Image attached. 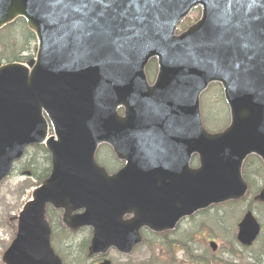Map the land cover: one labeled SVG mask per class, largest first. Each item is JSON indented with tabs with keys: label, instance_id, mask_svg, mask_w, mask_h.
<instances>
[{
	"label": "water",
	"instance_id": "1",
	"mask_svg": "<svg viewBox=\"0 0 264 264\" xmlns=\"http://www.w3.org/2000/svg\"><path fill=\"white\" fill-rule=\"evenodd\" d=\"M195 7L200 18L177 34ZM18 18L38 48L26 65L0 66V186L31 145H45L51 172L20 212L3 264H62L50 245L47 205L64 211L71 231L92 230L90 256L129 255L141 229L163 233L245 196V158L264 163V0H124L107 8L0 0V30ZM212 83L230 116L215 134L203 128L199 105ZM101 144L124 162L115 175L95 162ZM192 155L197 170L188 167ZM255 200L264 202V188ZM259 232L248 212L237 240L250 246Z\"/></svg>",
	"mask_w": 264,
	"mask_h": 264
},
{
	"label": "rangeland",
	"instance_id": "2",
	"mask_svg": "<svg viewBox=\"0 0 264 264\" xmlns=\"http://www.w3.org/2000/svg\"><path fill=\"white\" fill-rule=\"evenodd\" d=\"M197 17L198 15L193 13L190 15V21H194ZM19 28L16 26L11 28L10 35H8L11 43H7L5 51L3 50L9 59H4L3 56L2 63L6 60L13 61L14 59H21L22 57H26L27 60L35 57L36 41L33 37L26 42L21 40ZM18 61L22 62V60ZM148 75H154L153 69H150ZM150 80L152 81L153 78L151 77ZM222 102L221 92L218 87L212 88L201 98L202 115L206 128L210 131H218L227 125L228 117ZM32 156L35 158V169L37 172L43 168H47L46 162L42 160L44 157L42 154H37L34 150L28 151L26 160ZM101 157L102 155L99 156V158ZM21 163H18L15 167V172L5 180L0 190V264H2L1 259L4 252L15 237L16 221L10 224L9 220L19 215L23 206L31 197L32 188L24 189L30 180L24 175H17L18 170H21L23 167L24 161ZM30 182L33 185L36 184L35 181ZM247 205L232 204L220 206L211 209L207 213L205 212L196 216L194 220L195 233L190 242H183L184 238L179 237L178 241L182 244L178 243L173 247L164 245L160 247L155 241L151 240V244L146 243L141 245L130 256L126 257L112 251L108 255V259L112 264H252V260L250 261L248 257V252L250 251L251 254L255 255L259 254L264 241V206H253L254 214L262 227V236L258 243L246 250L239 246L235 237L237 225L243 217ZM203 226L204 228L201 231L200 229ZM202 234L216 238L221 250L216 257H212L210 253H207L210 261H212L210 263L206 262V245ZM85 238L86 233L84 236L82 235V237L78 238L76 242L77 248H82ZM182 245H186V249L191 250V253L181 250L184 249ZM218 258L219 260H214ZM260 263L264 264L263 257Z\"/></svg>",
	"mask_w": 264,
	"mask_h": 264
},
{
	"label": "flooded vegetation",
	"instance_id": "3",
	"mask_svg": "<svg viewBox=\"0 0 264 264\" xmlns=\"http://www.w3.org/2000/svg\"><path fill=\"white\" fill-rule=\"evenodd\" d=\"M193 12L200 13L199 9H195ZM100 155H102V157L99 160L98 158ZM96 161L99 163V165L105 167L106 170L111 175L120 171L124 165L123 162L119 161L116 158L111 147L107 145L99 146L96 152ZM189 166L191 169L198 168L199 167L198 157L192 156L189 160ZM243 176L248 185V193L246 197L240 201H237L234 203H227V204H259L261 206H264V203H259L254 200L256 195L264 187V164L262 163L259 157L249 156L245 160V163L243 165ZM216 207H219V206H215L212 208H216ZM205 212L206 211L200 212L199 214L195 216L182 219L176 225L173 231H169L163 234H154V233H151L143 229L141 231V234L144 239L148 238L152 241H155L156 244H158L160 247H163V245L173 247L174 245H177L178 243L182 244L181 242L178 241L179 237L184 238L183 242L185 241L190 242V240L193 239V236L195 233L194 220L196 216L200 215L201 213H205ZM62 215H63L62 211L55 210L50 206H48L46 209V218L49 221L51 228H52L51 237H52L53 243L55 244V252L61 258L63 264H101L104 258L100 256L90 257L88 255L87 248H88L89 241L91 238V231L89 229H82L78 231L77 233H72L71 231H69L62 225ZM128 219H129V216L124 217V220H128ZM203 228L204 226L200 230L202 231ZM218 228H219V224H218ZM261 230H262V227H261ZM85 233H86V238L83 241L86 243V247L77 248L76 242L78 238L82 237V235L84 236ZM261 236H262V231L259 237L257 238V240L253 243V245L258 243ZM202 237L204 238L205 245H206V249H205V253L207 256L206 262L210 263L212 261H210V257L207 253H210V256L212 257H216L217 254L220 253L221 250L219 248L216 238H213V237L211 238L209 235H205V234H202ZM84 242H83V245H84ZM211 242L217 245L214 249L211 248V245H210ZM182 246L184 249H181V250H185L188 253H191V250L186 249V245H182ZM243 249L248 250L249 248H243ZM248 257L250 261L252 260L251 261L252 264H259L262 260V257L264 258V241L262 243L261 252L255 255V254H251V252L249 251ZM214 260H219V258L214 259Z\"/></svg>",
	"mask_w": 264,
	"mask_h": 264
},
{
	"label": "trees",
	"instance_id": "4",
	"mask_svg": "<svg viewBox=\"0 0 264 264\" xmlns=\"http://www.w3.org/2000/svg\"><path fill=\"white\" fill-rule=\"evenodd\" d=\"M20 25V24H19ZM19 30H20V33L21 35H23L25 41H28L30 40L31 38V35L30 33L27 32V30H25L24 26L21 24L19 26ZM11 28V27H9ZM9 28H6V30L0 32V37H1V41H7V43H11L10 42V38L5 36V32H9ZM5 36V37H4ZM7 43H4L2 45V48H1V53L0 55L3 57L4 56V59H9V57L6 56V53L3 52V50L5 51V47L7 45ZM1 60H3V58H0V62ZM34 151L37 153V154H42L44 157L42 160H44L46 162V164H48L49 162V159H48V156L45 152V150L43 149V147H35L34 148ZM28 157V155L26 156ZM27 158H25L24 161V165L23 167L21 168V170H18V174L17 175H27L31 180H34L35 182L37 183H40L44 178H46L47 174H48V171H49V168H43L41 171H36V162H35V158L34 156H32L30 159L26 160ZM22 164V163H21ZM28 173V174H27ZM28 181V183L26 184L25 188L24 189H28L30 188L33 184Z\"/></svg>",
	"mask_w": 264,
	"mask_h": 264
},
{
	"label": "snow or ice",
	"instance_id": "5",
	"mask_svg": "<svg viewBox=\"0 0 264 264\" xmlns=\"http://www.w3.org/2000/svg\"><path fill=\"white\" fill-rule=\"evenodd\" d=\"M92 4H101L104 5L106 8L110 6H114L117 4H121L124 2V0H89ZM257 0H253V3L255 4ZM247 47V45H246Z\"/></svg>",
	"mask_w": 264,
	"mask_h": 264
}]
</instances>
